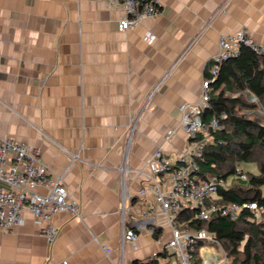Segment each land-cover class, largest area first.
Masks as SVG:
<instances>
[{"label":"crops","instance_id":"crops-1","mask_svg":"<svg viewBox=\"0 0 264 264\" xmlns=\"http://www.w3.org/2000/svg\"><path fill=\"white\" fill-rule=\"evenodd\" d=\"M157 3L120 32L122 9L97 0H0V137L37 149L81 210L57 216L52 244L25 213L0 231V264L170 263L147 160L184 157L180 107L199 104L221 36L245 30L264 52V0ZM123 221L138 236L122 246Z\"/></svg>","mask_w":264,"mask_h":264},{"label":"built area","instance_id":"built-area-1","mask_svg":"<svg viewBox=\"0 0 264 264\" xmlns=\"http://www.w3.org/2000/svg\"><path fill=\"white\" fill-rule=\"evenodd\" d=\"M108 8L120 7L123 18L118 22V31L126 32L134 29L146 19L159 16L158 0H97ZM146 40L152 41L151 36ZM241 45L250 47L254 52H264L256 46L245 30L226 34L220 37L218 53L212 58L208 70L209 77L202 81V94L198 105L180 107V127L188 136L187 150L184 157L171 163L165 154L157 150L147 160L146 171L150 181L149 191L154 194L155 202L168 219L171 237L167 248L174 251L178 264H191L194 246L201 243L198 255L202 264H228V259L214 236L205 229L181 230L175 224L176 215L180 211H195L194 219L206 221L213 216L236 221L243 209L254 212L255 219L260 215L256 205L235 203L218 204L217 192L227 189L233 177L225 179L219 176L202 178L195 162L202 159L203 149L209 143L205 136L208 128L215 130L217 122L212 120L204 125L201 120L202 111L208 106L209 84L215 79L219 66L238 54ZM76 159L75 155H71ZM125 165L120 169L122 180L125 179ZM236 179L247 181L245 172L239 168L234 175ZM43 189L44 194L38 192ZM142 191V195H146ZM124 209V205L122 206ZM29 213L39 234L52 244L60 233L55 223L60 213L72 217H80V206L72 201L60 176L50 175L42 163L37 149L17 142L12 138L0 137V231L9 232L24 224V214ZM121 244L133 242L136 232L124 228L122 222ZM218 247L222 259H218L215 248ZM59 264H69L67 260Z\"/></svg>","mask_w":264,"mask_h":264},{"label":"trees","instance_id":"trees-1","mask_svg":"<svg viewBox=\"0 0 264 264\" xmlns=\"http://www.w3.org/2000/svg\"><path fill=\"white\" fill-rule=\"evenodd\" d=\"M209 90L201 120L204 125L214 120L217 128L198 135L209 139L202 159L195 161L199 175L233 177L227 189L217 192L216 202L254 204L260 217L255 219L253 211L243 209L236 221L219 216L201 221L194 219L195 211L184 210L176 215L175 224L181 230L205 229L219 242L228 264H264V118L260 114L264 112V55L241 45L235 57L219 66ZM243 163L255 164L258 174L245 173L247 181L236 179ZM200 246V242L194 246L191 264H202Z\"/></svg>","mask_w":264,"mask_h":264},{"label":"rangeland","instance_id":"rangeland-1","mask_svg":"<svg viewBox=\"0 0 264 264\" xmlns=\"http://www.w3.org/2000/svg\"><path fill=\"white\" fill-rule=\"evenodd\" d=\"M252 101H255V100H252ZM260 114L264 118V112L260 111ZM239 169L245 173H250V174H255V175L258 174V169L256 165L252 163H243L239 166ZM214 248H215L218 259H222V255L220 254L218 247L215 246ZM167 250H168V255L171 256L169 264H175L177 261V257L174 255L175 254L174 251L171 248H168Z\"/></svg>","mask_w":264,"mask_h":264}]
</instances>
